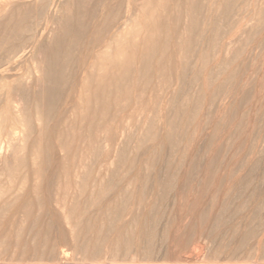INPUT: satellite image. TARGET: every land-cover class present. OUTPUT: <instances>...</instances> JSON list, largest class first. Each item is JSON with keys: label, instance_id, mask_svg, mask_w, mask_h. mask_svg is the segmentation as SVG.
I'll list each match as a JSON object with an SVG mask.
<instances>
[{"label": "bare ground", "instance_id": "1", "mask_svg": "<svg viewBox=\"0 0 264 264\" xmlns=\"http://www.w3.org/2000/svg\"><path fill=\"white\" fill-rule=\"evenodd\" d=\"M13 1L17 2L11 6L8 13L3 16L2 20L0 21V178L5 176L8 180H10V182L5 183V180L2 181L0 179V264H151L152 260L149 259L151 257L148 255V248H150L155 241L158 230L156 229V224L162 217L161 214H165L163 212L164 210L161 213V208L164 205L163 203L166 201V199L169 198L168 196L171 193H174L180 202L183 200L184 202H186L188 201V199L191 202L193 198L191 200L190 197L192 195L194 196V188L200 187L201 185L205 187L204 191L209 188V183H211L210 181L215 180L214 177L216 175V171L219 170L222 164H224L223 159H221L219 162V155L217 157L216 155L209 156V161L206 160L208 162L206 163L205 168L199 166L200 164H198V161L195 162V159L197 158H195V152L192 149V145L190 143L193 142H191V140H194L193 135L199 132L198 127L202 128L204 126H200L198 124L199 114L202 113L200 112L202 103L201 94H203L201 92L202 90H199V93L195 94L196 99L193 101L187 98H184V100L181 101L177 96L182 94V89L179 88V86L181 85L179 82L185 79V73L188 72V70H186L187 61H189V57H191L193 53L196 54L194 55L196 59L194 56L192 57V59H195V63L193 64L196 65L194 66L192 64L194 67L191 71V84L199 81L204 71L203 68L197 66V63L199 62L200 64L204 65L209 64V61L206 60L207 55L210 54L208 51L209 47L207 45L211 46V49L218 46L220 30H222L221 33L226 36L229 35L228 33L232 31L231 29L236 28L234 26H238L237 30H240L239 26L241 25H245L247 27V23L245 22V24H242L243 20L240 18L243 14L242 10L239 9V7L241 8V4L237 8V5H235L236 0H174L176 5H173L171 9L167 5H154L153 0H74L77 3L75 9L70 13H67V10L66 14H64L63 16L60 13L62 17H58L57 14L53 12V8L58 2H62L63 4H65L64 0ZM69 1L67 0L66 2L68 3ZM171 1L172 4H175L173 0ZM254 1L257 2L258 0ZM238 3L242 2L240 1ZM259 4L257 3V6H254L252 9L251 7H243H245V10L249 9L247 11L248 14L251 11L252 14H258L259 16V14L261 15L264 13V7H259ZM8 5L7 8H9ZM174 6L175 8H173ZM234 6L235 8L240 10L239 12L238 10L236 11L238 13H235V10H233ZM68 9L70 8L68 7ZM232 10L235 13L234 15H232ZM260 17L262 18V15L259 16L258 19ZM249 18L254 17H252L251 15V17ZM223 19H227L226 23L228 24H220L218 22L219 20H222L224 23ZM250 21L251 23L248 22L250 23V25H252V22L253 25L256 24L254 23V21ZM53 24H55V26L57 24L58 27L56 26L57 29L55 28L56 30L54 33V37H52V42H50L51 39L49 41L50 43L43 42L42 39L46 36L48 30H50V26H52ZM261 24H256L257 27L255 29L257 30L259 27V32L261 30ZM246 27H240L241 34H243L244 32L245 35H247L246 32L248 27ZM249 27L251 28V26ZM253 27L254 26H252V29ZM207 29L213 31L210 42L207 41L208 44H203L201 49L199 50L197 48L199 51H196L195 46H197L199 41L203 39V36ZM252 34V36H256L254 35V32ZM247 36H251L250 32ZM262 37L264 38L263 35ZM221 39L223 38H220V40ZM228 41L229 42H223L220 45V49L228 51V49H230V47H232L235 43L233 42L234 37L233 41H230V38ZM243 42L244 41H242L241 44H243ZM260 43L261 42H258L257 45L253 46H259ZM261 44L263 45L264 43ZM262 45L259 47H262V49H264V45ZM245 46L247 47V45H244L243 47ZM28 50H32V52L35 53V56L31 59L32 64L36 63V66L31 65V69L33 68L34 70L31 71V69H28L26 73H24L19 79L15 80L17 82V85L15 84V87H11V85L7 84L10 78V72L15 70V68L18 66L19 61L24 58ZM232 50L233 49H231V51ZM224 51L221 52L223 53ZM238 52H240V50ZM238 52L236 54L235 50L234 61L230 59L232 62H235L237 56L242 53V51L239 54ZM227 54L229 55V53ZM250 54H252V52L249 53V55ZM215 57V59H217V56ZM232 57L234 58V56ZM42 62H44V66L41 65ZM228 64V60L222 59L217 64L221 65L217 68V70L216 68H213V64L211 66L212 69H206L204 67L206 69L204 75V77H206L205 80H208L210 78L212 79L215 76L220 77L219 74L224 73L227 74V78L233 77L235 72H232V70L228 68ZM239 64L242 63L238 61L237 65ZM192 65L190 67H192ZM222 65H224V67H222ZM230 65H233V63L229 64V66ZM244 66L246 67V65H243V69L245 68ZM235 67L238 71L237 66ZM235 67L232 68L235 70ZM174 68H176V70ZM175 71L176 74L174 75L173 72L175 73ZM252 73L254 75L255 72ZM34 76L36 77V79L35 81L31 82V78H34ZM240 76L243 77L244 75ZM173 78L177 81L180 80L178 82V87L176 84H174ZM247 78L248 77H246L245 79L247 80ZM245 79L243 78L244 81L242 82L247 83ZM255 79L257 80V78ZM217 81L215 80V82ZM228 81L230 82V80ZM259 81L258 83H260ZM263 83L264 82L262 81V84ZM238 84L240 83L238 82ZM175 85L179 89L175 88ZM221 85L222 87L224 86L222 82ZM151 86H155L152 90V93H155L158 98L156 99V106L154 105L153 109H150L148 107L147 104L149 103V101H147L148 103L145 102L146 105L145 103L144 105H142V102L146 100V98H144V95L147 94L146 92ZM203 86L205 87V85ZM245 86V88H247V85ZM35 87L36 90H32ZM237 87H239V85H237ZM240 87L242 89L244 88L242 84ZM37 88H39V90ZM262 88L259 89L263 90ZM231 89L233 88L231 87ZM213 90L214 91L209 93L214 102V98L217 96L218 92L215 90V88ZM229 91H233V96L236 93H234V91H236L234 89ZM150 94L147 95V98L150 96ZM168 95H172L173 98L168 99ZM186 95L189 96L190 93ZM222 95L224 94L222 93ZM16 96H18L19 99ZM133 96L134 99H138L139 97L140 100H143L140 103V107L129 108V106L121 104V102L125 100L129 103L131 102V99L133 101ZM236 96H234V101L236 100ZM263 96L264 95L262 94V97ZM223 97H225V100L228 99L227 102L231 99L229 97L226 99V96ZM222 99L220 101L225 102V100ZM255 100L257 99L255 98ZM260 100L261 99H259V101ZM162 102H169L172 104L171 108L167 109L171 112L170 115L172 113L174 115V112L176 113L175 116H172L169 119L167 118L165 122L163 120L164 116L162 115L150 116L148 114H145L141 121L136 123L134 126H128L127 124H125L123 117L119 118L120 120L118 121V123L116 122V120L118 119L117 117H119V114L123 111H130L131 117H134L133 114L136 110H142L143 112L152 110L161 111L163 107H158V105ZM222 102H220V104ZM227 102L224 103L225 112L227 110L225 108ZM238 103H240L239 99L237 104ZM262 103H260L261 106ZM251 104L249 106H251ZM141 105L144 107H141ZM234 105L235 103L233 104V106ZM252 106V108H249L250 110L253 109L254 106L257 107L258 105H255L254 103V105ZM261 106L259 105L260 109H262ZM205 108L206 107L204 106V109ZM207 108H209L208 105ZM229 108L231 107L229 106ZM249 109L247 110L250 112ZM209 110L211 111L210 108ZM247 110L244 111L248 112ZM164 111H166V109ZM217 111L220 112V110ZM262 111L264 110L262 109ZM229 112L227 111V113ZM77 113H79V115H77ZM217 113L218 112H216L215 114ZM229 114L231 117L235 116H232L231 112ZM242 114L243 113H241V115ZM255 115L259 116L258 113ZM73 116H76L77 118L71 121ZM208 116L210 115H206V117ZM256 117L253 120H258L259 117ZM240 118H243V115ZM245 118L246 116L244 117V119ZM208 119L209 118H207V120ZM77 120H80V123H78L79 121L77 122ZM52 121L55 122L51 124ZM87 121L89 122L86 123ZM211 121H213V119H211ZM211 121L210 123L212 124L213 122ZM229 121L233 120L229 119ZM251 121L252 120L250 119L248 122L251 123ZM254 122L257 123L256 121ZM254 122H252V124ZM115 123H117V125H115ZM210 123H206L205 126ZM230 123L233 122H229V124ZM238 123L239 124L237 125V127L240 125L239 121ZM241 123V125H243V121ZM36 124L39 131V133L37 132L38 134H36L39 135V137L34 138L32 135V131L35 128ZM217 124L218 122H216L214 125L217 126ZM192 125L197 126L196 129L194 127L197 132H194V129L191 127ZM234 125H236V123ZM77 126H80V128L86 127L88 129V131L83 132L84 135H86L85 138H82L83 140L78 139V142L88 143L89 146H86L87 144H83V147H87V149L84 148L86 152L83 151V153L79 156L80 158L76 156V158H78L77 162L71 163V161L68 160V158L70 157L69 146L71 145L70 128H74ZM216 126L213 127V131L211 130V133H206L208 135L207 139L209 140V143L212 139H214L213 137L215 135L213 134H216ZM191 128L193 129V135L191 134ZM204 128L206 129V127ZM221 128L223 129V127ZM159 129H161V131H159ZM48 130L53 132L61 130V132L59 133V138L58 136L56 138V140L59 141L57 146L51 142V139H49L48 135L46 134V131ZM163 130L164 132H162ZM239 131H241V129ZM219 132L221 131L219 130ZM235 133V131L233 132V134L228 133L229 137L227 138L229 139V141L233 142L232 139L234 138ZM81 135L82 134H80L79 137ZM199 136L200 135H198V137ZM253 137L254 136H252V138ZM135 138L136 140H139L140 147H145L148 151L147 155L144 154L146 155V157H143L142 160L140 158V164L142 165H139L138 162L134 161L136 160L138 153L136 157L131 156V161L126 160V162L124 163V158L127 159V157H125L127 148L125 146H121L117 150L118 145L124 139V142H126L125 144H127V142L131 140L133 141ZM252 138L250 140L253 141V139L255 138ZM148 140L149 145L146 144L148 146L147 147L145 143L148 142ZM158 140L160 141L156 142ZM72 141L75 142V140ZM150 141H153L154 144L150 145ZM43 142L45 144H43ZM3 143L6 144L5 146L7 150L10 151L13 156V158H11V161L9 157L5 158V155L4 157L2 156V151L4 149ZM79 146L77 147L79 148ZM200 146L201 144L197 145L199 151H202L200 150ZM215 146L217 145H214V147ZM57 147L60 151L64 152V154L62 153L63 155L60 157H56ZM164 147H167L168 149H166L167 154L163 158V163L165 164L163 166H161V164L159 167L160 170L158 168L159 171L154 170L153 173L154 168L152 169V167L157 163V161H159V159L156 158V155L162 153ZM212 147L210 146V148ZM228 147L233 146H230L229 144ZM216 148H220V146ZM222 149L224 150V148ZM42 151L46 153L44 154ZM199 151L196 152L200 154ZM203 152L206 153L205 151ZM239 152L241 153L240 148L237 153ZM261 152L263 153V151ZM258 153L259 151L256 153L253 149H251L244 155L248 154L247 156H250V159H252V156H255V154H257L258 156ZM210 154H212L211 150ZM219 154L221 155L222 153ZM133 156H135L134 153ZM201 156L206 158L204 154H202ZM258 157L260 158V156ZM76 158H74L73 161H76ZM27 159L33 160H31L33 162V166H39L38 161H40V163L43 162V164L46 163L47 165V163H52L49 161L56 159L57 170L56 172L55 170H53L56 174L55 176H58L59 178L65 176L67 178H64L65 181H69L68 178L72 177L74 180L73 184H75L76 187L72 186L71 188L66 184L67 181L66 183H62L64 182L62 180L61 184H65L64 187H62L63 185L61 184L59 185L60 182H58L55 183L56 185L58 184L57 187L56 185H54L56 188L55 191H52L55 188L51 189V191L48 189L47 191H49L50 193L48 192V194H41L40 189L42 188L37 182L38 180L35 181L38 184H33L26 188L24 187V185L21 186L13 183V180L15 181V176L17 175L18 177L19 168H21L22 164L25 163ZM226 161L232 160L228 159ZM241 161L242 159L240 160V162ZM135 162L138 163L137 166ZM244 163H248V161ZM225 164H227V162ZM228 165L229 164H227V166ZM49 166L51 167L52 165ZM126 167H129V171L131 170L132 175L129 177H127V175H122L125 172L123 168ZM135 167H137V173L134 172ZM252 167V165L249 166L250 172L252 170ZM255 167L256 166H254L253 169H255ZM27 168L29 167L27 166ZM46 169L48 170V168ZM50 169L51 168H49V170ZM150 170H152L151 173H153L152 184V181L149 182V177L152 176V174L151 176L149 175ZM232 170H234V172ZM232 170H227L226 172L221 171L222 176L224 175L223 173H226L224 176L225 179H223L224 182H222L223 180L221 181L220 179L222 185L220 186L221 182L219 183V185H217L218 182H216L217 186L213 190H222V192L226 196L227 194L231 195L230 189L235 188L236 190L241 189L243 186H245L246 182H248V180H246L247 176L245 175H248L249 172L243 175L240 173V171H235L234 168ZM121 171H123V173H121ZM40 172L42 173V171ZM35 173L38 174V170H36ZM24 174L25 171L23 173V176ZM33 175L35 176L34 173ZM128 175H130V173ZM23 176H21L22 179ZM37 176L38 175H36V177ZM222 176L220 177L222 178ZM59 178L55 179H57V181H61ZM254 179H256V177ZM25 180L26 179L20 181V184L22 182H25ZM216 181H218V179ZM247 185H249V183H247ZM77 188L80 191L78 194H76V192H73L74 190L76 191ZM256 188L258 187H253L254 190ZM186 189H189L190 191H192L193 189V191L189 193L190 197L187 198L185 194H188V190ZM263 189L264 188H262L261 190ZM185 190L186 192H184ZM254 190L252 193H254ZM31 192L34 194H31ZM245 192L242 191V193H240L239 191V194L243 196V193ZM197 194L195 193L196 196ZM260 194L262 195V192ZM209 195V197H212V194ZM199 196L201 198L203 197L202 194H199L197 197L200 198ZM225 196L222 195V197ZM197 197L196 199H198ZM217 197L218 199L220 198L219 195ZM212 198L214 201V197ZM228 198H223L221 200H228ZM234 198L236 200L237 196L235 197L234 195L232 199ZM203 199H201L202 202ZM235 200H232L233 203L235 202ZM197 201L199 202V200ZM190 202H188L189 205L194 203L193 201L191 203ZM201 205L203 206V204ZM179 206H181L182 209V205L180 204ZM225 206L227 209L228 205ZM225 206H223V208ZM191 208L193 209V207ZM223 208L220 209L222 210ZM198 209L199 208L196 209V212ZM254 209L255 213L260 210H256V208ZM179 210L180 208L178 209V211ZM184 210L182 209V211ZM205 210L207 211V209ZM181 216L183 217V215ZM232 216L233 215H230L229 221ZM206 217L209 216L207 215ZM197 218H200L202 220V216L198 215ZM218 218L220 219V216H218ZM187 219L189 218L187 217L186 220ZM162 220L163 219L161 218V221ZM170 220L173 219L171 218ZM220 220H218V222ZM246 221H248V219ZM179 222L180 221H178V223ZM187 222H189V220ZM175 223L173 225L170 223L171 227H173ZM191 223L193 227V222ZM223 223H226L225 220ZM238 223L240 224L241 222ZM254 223L255 225L257 224L256 220L254 221ZM199 224H201L202 226L203 223ZM204 226H206V224H204ZM171 227L170 229L172 230ZM177 227L176 230H178ZM163 230L160 232L165 231L164 235H167L165 234L167 231ZM254 231L255 230L253 226L246 227V229L241 230L237 238L238 240L234 242L235 246L232 250L229 251L228 254L225 255L226 258H222L219 260L215 259L216 262L213 261L214 259H211L212 257L209 259L210 261H207L208 259H204L208 258L206 257L207 255L205 257L200 255L197 248L192 246V252L186 251L185 254H183V257L177 255L178 258L174 259V257L173 259L175 260V263H173L196 264L197 262L202 261V264H264V239L257 238L258 240L257 242H255L256 238L254 237ZM169 232L168 234L170 235ZM179 232L181 237L183 234H181V231H178V234ZM186 232H188V230ZM232 232L234 233V230ZM167 237L169 236H164V238ZM177 237L176 239H178ZM183 237L184 238L180 240V245H178L179 251L180 248H182L181 250L184 251L186 249L185 246L187 244H191V237L187 236V234H185ZM222 240L223 239H221L220 242L221 244H224V242L222 243ZM214 241L215 240H213L212 243L216 242ZM172 242L174 243V241ZM194 244L195 242L192 245ZM145 245L148 246L146 247V254L149 256V258L144 252L143 253L145 255V258H142L140 256L141 249L144 250L143 247H145ZM230 245H228V247ZM159 246H161V244ZM175 247L177 248V246ZM226 247L223 248L227 249ZM244 247H248V249L246 251L243 250V255L241 254L242 258H236L237 255L242 252L241 251L239 253V250ZM252 249H255L257 251H255V253H252ZM259 250H262V254H260ZM219 253H221L220 250ZM221 254H223V252ZM146 256L148 259L146 258ZM234 258L236 259V262L234 261ZM159 260H156L158 261L156 262L157 264H164L163 259L161 260L163 262L160 261L161 263H159ZM204 260L207 262H205Z\"/></svg>", "mask_w": 264, "mask_h": 264}, {"label": "rangeland", "instance_id": "2", "mask_svg": "<svg viewBox=\"0 0 264 264\" xmlns=\"http://www.w3.org/2000/svg\"><path fill=\"white\" fill-rule=\"evenodd\" d=\"M9 1V2H8ZM67 0H64V3L65 4H63L62 2H58L57 4H55V6H54V8H53V12H55V14H57V16L58 17H62L64 14H66V11H67V13H70V12H72L74 9H75V7L77 6V3L74 1H72V0H68L69 2L67 3L66 2ZM169 1H170V3H169ZM174 1V0H173ZM242 2V3H238V2ZM236 0L235 1V5H237L236 7L238 8V6L240 5L241 6V8L239 7V9L240 10H242V16L240 17L243 21H244V23H243V21H242V24H245V22L247 23V27L245 26V25H241V26H239V29L240 30H237V27L238 26H234V27H236L234 30L233 29H231L232 31L230 32V33H228L229 35H223L221 32H222V30H220V35H219V41H218V46H216L215 48H213V49H211L212 47L211 46H209V45H207L209 48H208V51H209V53L210 54H208L207 55V61H209V64L208 65H204V64H200L199 62L197 63V66H200L201 68H203L204 69V71H203V74H202V76H201V78L199 79V81H196V82H194V84L192 83H190V78L192 77V68L196 65V64H193V63H195V59H196V57L194 56V55H196V54H194L193 53V55H191V57H189V61H187V68H186V70H188V72H186L185 73V79L183 80L184 81V83H183V81H177L176 79H174V84H176L177 85V87H178V85H179V83L181 84L180 86H179V88H181L182 89V94H180L179 96H177L178 97V99H180L181 101H183L184 100V98H187V99H190L191 101H193V100H195L196 98H195V94L197 93H199V90L203 93V94H201V111L200 112H202V113H200L199 114V117H198V124L201 126V125H204L202 128L201 127H198V130H199V132H197L195 129L197 128V126H198V124H197V126H195V125H192L191 127L194 129V127H195V129H194V132L196 131L197 133H195V134H197V135H195L194 133H193V129L191 128L190 130H191V134L193 135V139L194 140H191V142L192 143H190L192 146V149L194 150V152H195V158H197V159H195V162H197L198 161V164H200L199 166H201L202 168L204 167H206L205 165H206V163L209 161V156H212V155H216V157L218 156V160H219V162H220V160L221 159H223V162H224V164H222V166L219 168V170H217L216 171V175H215V177H214V179L215 180H213V181H210L211 183H209L210 185H209V188H207L205 191H204V189H205V187L203 186V185H201L200 187H195L194 188V192H193V194H194V196L192 195L191 197H190V195H189V193H191L192 191H193V189H192V191H190L189 189H186V190H188L187 191V193L188 194H185L186 195V198L187 197H190V199L192 200V198H193V204H190L189 205V203L188 202H190V200L188 199V201H186V202H184V200L183 201H179V199L175 196V194L174 193H171L168 197V199H166V201L163 203L164 205L162 206V208H161V213H162V211L165 213H163L164 215H162L161 214V218L163 219L162 221H161V218H160V220H159V222L156 224V229H158L157 230V235H156V237H155V241L153 242V244L151 245V249L150 248H148V250H149V253H148V255L151 257V258H149V256L146 254L147 252V248L146 247H148V246H146L145 245V247H143L144 248V250L143 249H141V257L142 258H145V255H144V253L148 256V258L150 259V260H152L151 261V264H157L156 262H158V261H156V260H159V263H161V262H163L164 264H174L175 263V260L174 259H176V258H178L177 257V255L178 256H180V257H183V254H185V252L187 251H193V247H195V248H197V250L199 251V254L200 255H202V256H206V257H208V258H204V259H208L207 261H210L209 259L211 258V259H214L213 261H215L216 262V260H219V259H222V258H226L225 257V255L226 254H228L229 253V251L230 250H232L233 249V247L235 246V243L234 242H236L238 239V236H239V233L241 232V230H244V229H246V227H251V226H253L254 227V233H255V242H257V240L258 239H260V238H263L264 239V192H263V190H261L262 188H264V177H263V175H264V150H263V148H264V130H263V128H264V111H262V109L264 110V96L262 97V94L264 95V83L262 84V81L264 82V49H262V47H259V46H261L262 44L261 43H264V38L262 37V35L264 36V22H263V20H264V13L263 14H261L262 15V18L260 17L259 19H258V17L259 16H261L260 14H259V16H258V14H252L251 13V11H250V13L248 14L247 13V11L249 10H245L244 8L245 7H251V9L254 7V6H257L256 4L258 3H260L258 6L259 7H261V6H263L264 7V5H262V4H264L263 2H264V0H258L257 2L256 1H254V0ZM253 3H252V2ZM260 1V2H259ZM17 1H13V0H0V16H2V17H0L1 19H0V21L2 20V18H3V16H5L7 13H8V11L10 10V8H11V6L14 4V3H16ZM165 2V3H164ZM255 2H256V4H255ZM75 3V4H74ZM174 3H175V1H174ZM250 4V5H248V4ZM9 4V5H8ZM71 4V5H70ZM74 4V5H73ZM153 4L154 5H159V4H161L162 6L163 5H167L169 8H171L172 9V6L173 5H176V3L175 4H172V1L171 0H153ZM7 5H8V7L9 8H7ZM63 5V6H62ZM65 5V6H64ZM243 6H245V7H243ZM68 7L70 8V9H68ZM173 8H175V6L173 7ZM237 8H235V6H234V9L233 10H235V13H238L240 10H238ZM244 9V10H243ZM69 10H71V11H69ZM233 10H232V12H233ZM238 10V12H236ZM6 11V12H5ZM58 11H60V12H58ZM64 11H65V13H64ZM243 11H245V12H243ZM5 12V13H4ZM62 14V16H61V14ZM234 12L232 13V15H234L235 14ZM246 14V15H245ZM252 15V17H254V18H249V17H251V15ZM249 15V16H248ZM254 15H256V16H254ZM256 18H257V20H256ZM224 20V19H223ZM226 20L227 19H225L224 20V23H223V21L222 20H219L218 22L220 23V24H228V23H226ZM250 20H252V21H254V20H256V21H254V23H256V24H261L262 22V24H261V30H260V32H259V27H258V32H257V30L255 29L256 27H257V25L256 24H254L253 25V22H252V25H250V23H251V21ZM262 22H261V21ZM248 22H250V23H248ZM54 25V26H53ZM52 26H50V30H48V32H47V34H46V36L42 39L43 40V42H47V43H50V42H52V40H53V38L52 37H54V33H55V30L57 29L56 28V26L58 27V25L56 24V26H55V24H53ZM251 26V28L249 27V26ZM246 27L247 28V32H246V34L248 35L249 34V32H250V34H251V36H247V35H245V33L243 32V34L245 35H243V34H241L240 32H241V28L240 27ZM252 26H254L253 27V29H252ZM260 26V25H259ZM263 26V27H262ZM56 28V29H55ZM262 28H263V31H262ZM243 29V28H242ZM251 30V31H250ZM210 29L208 30H206V32H205V34H204V36H203V39H201V41H199V43H198V45H199V47H198V45L197 46H195V50L196 51H199L200 49H201V47H202V45L203 44H208V42H210V39H211V36L213 35V31H210ZM237 31V32H236ZM52 32V33H51ZM239 32V33H238ZM254 32V35H256V36H252L253 33ZM51 33V34H50ZM207 34V35H206ZM234 34H237V35H234ZM50 35H52V36H50ZM259 35V36H258ZM261 35V36H260ZM210 36V37H209ZM234 37V41H233V37ZM240 36V37H239ZM208 37V38H207ZM220 38H223V39H221L220 40ZM225 38H227V39H225ZM229 38H230V41L232 40L233 42H235L234 44H233V46L232 47H230V49H228V51H224V50H222V49H220V45L223 43V42H229L228 40H229ZM232 38V39H231ZM241 38V39H240ZM252 40H251V39ZM262 38V39H261ZM50 39H51V41H50ZM260 41H259V40ZM239 40V41H238ZM244 41L243 42V44H241V42L242 41ZM50 41V42H49ZM208 41V42H207ZM237 41V42H236ZM257 41V42H256ZM205 42H207V43H205ZM239 42V43H238ZM258 42H261L260 44H259V46H253V45H257L258 44ZM240 44V45H237V44ZM244 45H247V47L245 46V47H243ZM250 45V46H249ZM264 45V44H263ZM262 45V46H263ZM249 46V47H248ZM211 47V48H210ZM236 49H235V48ZM264 47V46H263ZM199 50H198V49ZM239 48V49H238ZM251 48V49H250ZM259 48V49H258ZM231 49H233L232 51H231ZM241 49H243V50H241ZM249 49V50H248ZM235 50H236V54H237V52L240 50V52L242 51V53H240V52H238V56H237V58H236V60H235V62H232L231 60H233L234 61V59H235V54H234V52H235ZM238 50V51H237ZM245 50V51H244ZM220 51V52H219ZM221 51H224L223 53L221 52ZM217 54H216V53ZM229 53V55L227 54V53ZM231 52V53H230ZM252 52V54H253V56H252V54H250L249 55V53H251ZM30 53V54H29ZM221 53H222V55H221ZM233 53V54H232ZM27 54H29V55H27ZM214 54V55H213ZM219 54V55H218ZM224 54V55H223ZM230 54H231V56H230ZM248 54V55H247ZM257 54H258V56H257ZM241 55V56H240ZM257 57H256V56ZM27 56V57H26ZM35 56V53H33L32 52V50H28L27 51V53H26V55L24 56V58L23 59H21L20 61H19V63H18V66L15 68V70H13V71H11L10 72V78H9V80H8V82H7V84H9V85H11V87H15L16 85H17V82L15 81L16 79H19L24 73H26V71L28 70V69H31V65H33V66H36V63L34 64H32V59L31 58H33ZM195 57V59H194V61H193V59H192V57ZM215 56H217V59H215L216 57ZM221 56V57H220ZM225 56V57H224ZM232 56H234V58L232 57ZM240 56V57H239ZM252 58H251V57ZM248 57H250V58H248ZM256 57V58H255ZM211 58H212V60H211ZM239 58V59H238ZM243 58H245V59H243ZM255 58V59H254ZM25 59V60H24ZM192 61H191V60ZM222 59H226V60H228L229 61V64H232L233 63V65H230L229 66V64H228V68L229 69H231L232 70V72H235V74H234V76L233 77H231V78H227V74L226 73H224V74H219L220 75V77L219 76H215L214 78H210V79H208V80H205V78L206 77H204V75H205V72H206V69L207 68H209V69H212V64H213V68H216V70H217V68L219 67V66H221V65H217L218 64V62L220 61V60H222ZM231 59V60H230ZM238 59V60H237ZM249 59V60H248ZM26 60H28V61H26ZM31 60V61H30ZM248 60V61H247ZM251 60V61H250ZM254 62H253V61ZM230 61H231V63H230ZM238 61L240 62V63H242V64H239V65H237L238 64ZM211 62V63H210ZM191 63V64H190ZM236 63V64H235ZM194 66H193V65ZM234 64H235V66H237V68H238V71H237V69H236V67L234 66ZM249 64V65H248ZM42 66H44V62H42V64H41ZM192 65V67H190ZM241 65V66H240ZM243 65H246V69L244 68L243 69ZM253 65V66H252ZM262 65V66H261ZM189 67V68H188ZM206 69H205V68ZM222 67H224V65H222ZM235 67V70L233 69V68ZM239 68H240V70H239ZM256 68V69H255ZM175 70H176V68H174ZM32 70H34L33 68L31 69V71ZM238 72H239V74H238ZM252 72H255L254 73V75H253V73ZM246 73H247V75H246ZM12 74V75H11ZM173 74L175 75L176 74V71H175V73L173 72ZM187 74V75H186ZM189 74V75H188ZM37 75H38V73H37ZM240 75H244L243 77H241ZM239 76H240V78H239ZM246 77H248L247 78V80L245 79ZM38 78V77H37ZM216 78H218V79H216ZM227 78V79H226ZM241 78H242V80H241ZM243 78L245 79V81L247 82V83H245V82H242V81H244L243 80ZM255 78H257V80L255 79ZM35 79H36V77L34 76V78H31V82L32 81H35ZM222 79H224V80H222ZM215 80L217 81V82H215ZM220 80V81H219ZM228 80H230V82L228 81ZM238 80V81H237ZM259 80H261V81H259ZM229 82V84H228V82ZM254 81H256V82H254ZM258 81L260 82V83H258ZM179 82V83H178ZM210 82H214L213 84L212 83H210ZM221 82L223 83V87H222V85H221ZM233 82V83H232ZM235 82V83H234ZM238 82L240 83V84H238ZM217 83V84H216ZM220 85H219V84ZM231 83V84H230ZM236 83H237V85H239V87H237V85H236ZM243 83H245V84H243ZM16 84V85H15ZM211 84V85H210ZM227 84V85H226ZM235 84V85H234ZM241 84H242V86L244 87L243 89L240 87L241 86ZM258 84H261V85H258ZM176 85L174 86L175 88H177L176 87ZM202 85V86H201ZM203 85H205V87L203 86ZM230 85H232V86H230ZM245 85H247V88H245L246 86ZM182 86V87H181ZM225 86H226V88H225ZM228 86V87H227ZM229 86H230V88H229ZM235 86V87H234ZM152 87V88H151ZM151 87H149L150 88V91H149V88H148V90H147V94L146 95H144L145 97L144 98H146V100H140V98L138 97V99H134V96H133V101H132V99L130 100L131 102L129 103V102H126V100L125 101H122L121 102V104H124V105H126V106H129V108H133V107H140V103L142 102V105H144V103L145 102H147V101H149V103L147 104L148 105V107L150 108V109H153V107H154V105L156 104V99H158L157 98V96L155 95V93H152V90L154 89V87L155 86H151ZM207 87V88H206ZM221 89H220V88ZM231 87L234 89V90H236V91H234V96H239V97H237L236 96V100L234 101V99H235V97L233 96V91H229V90H233V89H231ZM263 87V88H262ZM179 88H177V89H179ZM215 88V90L218 92L217 93V96L214 98V102H213V100H212V97H210V93L209 92H212V91H214L213 89ZM225 88V89H224ZM228 88V89H227ZM259 88H262L263 90H260ZM38 90H39V88H37ZM248 89V90H247ZM32 90H36V87L35 88H33ZM241 90V91H240ZM246 90V91H245ZM256 90V91H255ZM186 92V94H188V93H190V95L189 96H187L186 94H185V92ZM194 91V92H193ZM206 91V92H205ZM193 92V93H192ZM221 94H220V93ZM245 92V93H244ZM251 92H252V94H251ZM258 92V93H257ZM150 93H152V94H150ZM222 93L224 94V95H222ZM247 93V94H246ZM150 94V96L147 98V95H149ZM226 94V95H225ZM244 94V95H243ZM256 94V95H255ZM259 94V95H258ZM192 95H194V96H192ZM243 95V96H242ZM171 96V97H170ZM223 96H226V99L229 97V98H231L232 99V101H231V99L227 102V100H225L224 98L225 97H223ZM240 96H241V98H240ZM249 96V97H248ZM254 96H256V97H254ZM18 99H19V97L18 96H16ZM168 99H172L173 98V96L172 95H168ZM183 97V98H182ZM243 97V98H242ZM254 97V98H253ZM143 98V97H142ZM150 98V99H149ZM194 98V99H193ZM223 98V99H222ZM255 98L258 100H255ZM149 99V100H148ZM204 99V100H203ZM225 100V102H227V105L225 106V108L227 109L226 110V112L224 111V103L222 102V101H220V100ZM238 99H239V101H240V103H238L237 104V102H238ZM251 99V100H250ZM259 99H261L260 101H259ZM137 100V101H136ZM139 101V102H138ZM167 101V100H166ZM165 101V102H166ZM222 102L221 104H220V102ZM230 101H231V103H230ZM242 101V102H241ZM257 101V102H256ZM136 104H135V103ZM165 102H162L161 104H159L158 105V107H163L162 108V113H161V111H158V110H152V111H148V112H143L142 110H136L135 112H134V114H133V116L134 117H131V112L130 111H123V112H121L120 114H119V117H117L116 119V122L118 123V121L120 120L119 118H121V117H123L124 118V123L125 124H127L128 126H130V125H132V126H134L136 123H138L139 121H141V119L144 117V115L145 114H148V115H150V116H154V115H162V116H164V118H163V120H164V122H165V120H167V118L169 119L170 117H172V116H175L176 115V113L174 112V115H173V113L170 115V111H168L167 109L169 108H171V103H169V102H167V103H165ZM262 103V106H261V104L260 103ZM127 103V104H126ZM208 103H210V104H208ZM235 103V105L233 106V104ZM249 103V104H248ZM251 103H253V104H251ZM254 103H255V105H258L257 107L256 106H254V108L253 109H249V108H252L253 106L252 105H254ZM165 106H164V105ZM251 104V106H249ZM135 105H138V106H135ZM141 105V107H144V106H142ZM145 105H146V103H145ZM207 105L209 106V108L211 109V111L209 110V108H207ZM221 105V106H220ZM231 107V108H229V106ZM238 105V106H237ZM247 107H246V106ZM259 105L261 106V108L262 109H260V107H259ZM156 106V105H155ZM168 106V107H167ZM204 106L207 108V110H206V108L204 109ZM211 106V107H210ZM214 106V107H213ZM217 106V107H216ZM223 106V107H222ZM244 106H245V109H244ZM157 107V108H158ZM167 107V108H166ZM233 107V108H232ZM203 108V109H202ZM218 108V109H217ZM243 108V109H242ZM249 109L250 110V112L247 110V109ZM166 109V111H164ZM229 109V110H228ZM238 110V111H236V110ZM257 109V110H256ZM217 110H220V112L219 111H217ZM244 110H247L248 112H246V111H244ZM256 110V111H255ZM214 111H216V112H218L217 114H215L216 112H214ZM227 111L229 112H231V115L233 116V115H235V116H233V117H231L230 116V112L229 113H227ZM258 111V112H257ZM125 112H127V113H125ZM129 112V113H128ZM166 112V113H165ZM225 112V113H224ZM233 112V113H232ZM235 112V113H234ZM238 112V113H237ZM253 112H254V114H253ZM144 113V114H143ZM150 113V114H149ZM156 113V114H155ZM164 113V114H163ZM223 113V114H222ZM236 113H237V115H236ZM241 113H243L242 115H243V118H240V117H242V115H241ZM258 113V115L259 116H257V115H255V114H257ZM262 113V114H261ZM122 114V115H121ZM166 114H167V116H166ZM205 114V115H204ZM210 115V116H208V117H206V115ZM261 114V115H260ZM77 115H79V113H77ZM202 115H204V116H202ZM217 115V116H216ZM169 116V117H168ZM246 116V118L244 119V117ZM257 116V117H256ZM205 117H206V119H205ZM213 117V118H212ZM236 117V118H235ZM255 117L256 118H258V120H253V119H255ZM77 117L76 116H73L72 117V119H71V121H73V120H75ZM207 118H211V119H213V121H211V119H210V121L211 122H213L212 124L210 123V121H209V119L207 120ZM216 118V119H215ZM217 118H218V120H217ZM224 118V119H223ZM231 119V120H233V121H229V119ZM248 118H250L252 121H251V123L250 122H248L250 119H248ZM200 119V120H199ZM204 119V120H203ZM226 119H228V120H226ZM202 120V121H201ZM226 120V121H225ZM237 120V121H236ZM246 120V121H245ZM79 121V122H78ZM228 121V122H227ZM238 121L240 122V125L237 127V125L239 124L238 123ZM243 121V125H241L242 122ZM254 121H256L257 123H255ZM55 121H52V123L51 124H53ZM77 122L78 123H80V120H77ZM84 122V121H83ZM89 121H87L86 123H88ZM216 122H218V124H217V126L216 125H214ZM220 122V123H219ZM227 124H226V123ZM229 122H233V123H230L229 124ZM252 122H254L253 124H252ZM117 123H115V125H117ZM206 123H210V124H208L207 126H205L206 125ZM236 123V125H234ZM221 124V125H220ZM224 124V125H223ZM249 124V125H248ZM213 125V126H212ZM234 125V126H233ZM209 126V127H208ZM214 126H216V134H213V135H215L213 138L215 139H212L211 141H210V143L208 142L209 140L207 139V134H209V133H211L212 131H213V127ZM230 126H231V128H230ZM204 127H206V129L208 130H206ZM221 127H223V129H224V131H223V129L221 128ZM225 127V128H224ZM227 127V128H226ZM261 128V129H260ZM83 131H82V130ZM221 131V132H219V130ZM241 129V131H242V133H241V131H239ZM258 129V130H257ZM70 130H71V141H70V146H69V150H70V157L68 158V160L69 161H71V163H75V162H77L78 161V158H80L79 156L83 153V151L84 152H86V150L85 149H87V147L86 146H89V144L88 143H83V142H78V139H80V140H83L82 138H85V136L86 135H84V133L83 132H86V131H88V129L86 128V127H83V128H80V126H77V127H74V128H70ZM212 130V131H211ZM36 131V132H35ZM159 131H161V129H159ZM158 131V132H159ZM236 132L235 134H234V138L232 139L233 140V142H231V141H229V139L227 138V137H229V134L230 133H232L233 134V132ZM253 133H252V132ZM25 132H27V131H25ZM39 133V131H38V129H37V124L35 125V128L33 129V131H32V135H33V137L34 138H37V137H39V135H37L38 133ZM61 132V130H57V131H46V134L48 135V137H49V139H51V142L53 143V144H55L56 146L58 145V140H56V138H57V136H58V138H59V133ZM162 132H164V130L162 131ZM204 134H206V135H204ZM209 132V133H208ZM225 132V133H224ZM37 133V134H36ZM72 133H73V136H72ZM76 133V134H75ZM159 133H161V132H159ZM229 133V134H228ZM26 134V133H25ZM75 134V135H74ZM80 134H82L80 137H79V135ZM145 134H146V132H145ZM162 134V133H161ZM204 136H203V135ZM219 134H221V135H219ZM252 134H254V135H252ZM52 135V136H51ZM54 135V136H53ZM198 135H200L199 137H198ZM248 135H249V137H248ZM252 136H254L253 138H255V139H253L252 138ZM259 136V137H258ZM263 136V137H262ZM74 137V138H73ZM79 137V138H78ZM232 137V136H231ZM240 137V138H239ZM227 138V139H226ZM253 139V141L252 140H250V139ZM243 139V140H242ZM262 141H261V140ZM56 140V141H55ZM72 140H75V142H73ZM136 138L132 141H129V142H127V144H125L126 142H124L125 141V139L122 141V142H124V143H120L119 145H118V148H117V150L122 146V147H126L127 148V152L125 153L126 154V156L125 157H127V159L126 158H124L125 160L123 161L124 163L126 162V160L127 161H129L130 159L132 160V158H131V156L132 157H136L137 156V153H138V156L136 157V160H134V161H136V162H138L139 163V165H142V164H140L141 162V160L143 159V157H146V155H147V150H146V148L145 147H143V148H141L140 147V142H139V140L137 139L136 141ZM197 140V141H196ZM205 140V141H204ZM260 140V141H259ZM160 140H158V141H156V142H159ZM203 141H204V143H203ZM214 141H216V142H214ZM224 141V142H223ZM257 141V142H256ZM45 142V141H44ZM43 142V144H45ZM77 142H78V144H77ZM138 142V143H137ZM153 141H150V145H153L154 144V142L152 143ZM242 142V143H241ZM80 143H82V144H80ZM132 143V144H131ZM152 143V144H151ZM208 143V144H207ZM216 143V144H215ZM258 145H256V144ZM79 144H80V146H79ZM86 145L85 147H83L84 145ZM125 144V145H124ZM149 145V140H148V142H146L145 143V145ZM200 145L201 144V146H200V150H202V151H199V149H198V147H197V145ZM213 144V145H212ZM229 144H230V146H233V147H228L229 146ZM3 145H4V149H3V151H2V156L4 157V155H5V158L7 157H9V159H10V161L12 160L11 158H13V156H12V154H11V152L10 151H8L7 150V148H6V144L5 143H3ZM73 145H75V146H73ZM83 145V146H82ZM133 145V146H132ZM146 145V146H147ZM214 145H217V146H215L214 147ZM228 145V146H227ZM77 146H79V148L77 147ZM137 146V147H136ZM210 146L212 147V148H210ZM220 146V148H216V147H219ZM83 147V148H82ZM148 147V146H147ZM168 147V146H167ZM167 147H164V150H163V152L162 153H159V154H157L156 155V158H158L159 159V161H157V165L155 164V162H154V164L156 165H154L153 167H152V169H153V173H154V170L155 171H159L160 170V165L161 166H163L165 163H163V161H164V157L166 156V152H167ZM209 147V148H208ZM77 148V149H76ZM85 148V149H84ZM137 148H140V149H137ZM203 148H204V150H203ZM207 148V149H206ZM222 148H224V150L222 149ZM239 148H240V151H241V153L239 152V153H237V151H239ZM82 149H84V150H82ZM128 149H130V150H128ZM132 149H133V151H132ZM167 149V150H166ZM198 149V150H197ZM216 152H214L213 150ZM251 149H253L256 153L259 151V153H258V156H260V158L257 156V154H255V156H252V159H250V156H247L248 154H246V155H244L245 153H247L249 150H251ZM6 150V151H5ZM71 150H72V152H71ZM210 150H211V153L212 154H210ZM222 150V151H221ZM226 150V151H225ZM246 150V151H245ZM248 150V151H247ZM131 151V152H130ZM196 151H199V153L200 154H198V152H196ZM203 151H205L206 153H204ZM219 151V152H218ZM261 151H263V153L261 152ZM8 154H7V153ZM10 152V153H9ZM44 154L46 153V152H44V151H42ZM215 154H214V153ZM230 152V153H229ZM260 152H261V154H260ZM64 154V152H62V151H60L59 149H58V147H57V150H56V154H57V156L56 157H60V156H62L63 154ZM132 153V154H131ZM133 153H134V155L135 156H133ZM219 153H222L221 155L219 154ZM236 153V154H235ZM60 154V155H59ZM75 154V155H74ZM116 154V153H115ZM144 154H146V155H144ZM164 154V155H163ZM197 154V155H196ZM202 154H204V156H206V158H204V157H202L201 155ZM210 154V155H209ZM226 154V155H225ZM234 154V155H233ZM260 154V155H259ZM114 155V154H113ZM129 155V156H128ZM149 155V154H148ZM224 155V156H223ZM76 156L78 157V158H76ZM207 156H208V159H207ZM243 156H245V157H243ZM247 156V157H246ZM263 156V157H262ZM128 157H129V159H128ZM256 159H255V158ZM74 158H76L75 160L76 161H73L74 160ZM140 158H141V160H140ZM201 158V159H200ZM239 158H240V160L242 159V161L240 162V160H239ZM254 158V159H253ZM71 159V160H70ZM157 159V160H158ZM232 160V161H226V160ZM237 159V160H236ZM245 161H244V160ZM263 159V160H262ZM32 159H27V161L25 162V163H23L22 164V166H21V168H19V172H18V177H17V175L15 176V181L13 180V183H15V184H17V185H21V186H23L24 185V187L26 188V187H29V186H31V185H33V184H38L39 183V185H40V187L42 188V189H40L39 191H40V193L41 194H48V192L49 191H47L48 189L51 191V189H53V188H55V186L54 185H56L55 183H58V182H60L59 183V185L61 184V182H62V180L64 181V182H62V183H66V181H65V179L64 178H66L65 176L64 177H61V178H59L58 176H55L56 174H55V172H56V168H57V163H56V159H53V160H51V161H49V162H52V163H47V165H46V163L45 164H43V162H41L40 163V161H38V165L39 166H33V160L31 161ZM58 160V159H57ZM130 160V161H131ZM137 160H139V161H137ZM206 160H208V161H206ZM225 160V161H224ZM55 161V162H54ZM199 161H200V163H199ZM236 161H238V162H236ZM248 161V163H244V162H247ZM30 162H31V164H30ZM135 162V163H136ZM204 162V163H203ZM227 162V164H229L228 166H227V164H225ZM228 162H230V163H228ZM240 162V163H239ZM263 162V163H262ZM55 163V164H54ZM69 163V162H68ZM138 163H136V166H137V164ZM203 163V164H202ZM240 165H239V164ZM262 163V164H261ZM52 165L51 167L49 166V165ZM56 165V166H54V165ZM70 164V163H69ZM130 164V163H129ZM242 164H244V165H242ZM247 164V165H246ZM256 164V165H255ZM241 165H242V167H243V169H242V167H241ZM246 165V166H245ZM256 166L255 167V169H253V167H252V170H251V172H250V170H249V166ZM27 166L29 167V168H27ZM46 166V167H45ZM49 166V167H48ZM227 166V167H226ZM232 166V167H231ZM42 167V168H41ZM223 167V168H222ZM36 168H38V169H36ZM43 168H45V169H43ZM46 168H48V170L46 169ZM49 168H51L50 170H49ZM55 168V169H54ZM127 168V167H126ZM126 168H123V170L125 171L124 173H123V171H121V173H123L122 175H127V177H129V176H131L132 174H131V170L129 171L128 170V168L126 169ZM158 168H159V170H158ZM235 169V171H240V173L241 174H243V175H245V174H247L248 172V175H245V176H247V178H246V180H248V182H246V184H245V186H243L241 189H236L235 190V188L234 189H230V193H231V195L230 194H227L226 196H225V194L222 192V190H213L217 185H219V183L223 180V179H225L224 178V176H225V174L226 173H223L224 175L222 176L221 174H222V172H226L227 170H232V169ZM245 168V169H244ZM23 169V170H22ZM29 169V170H28ZM34 169H35V171L36 170H38V174H36L35 173V171H34ZM40 169V170H39ZM42 169V170H41ZM136 169H137V167H135V173H137V171H136ZM201 169V168H200ZM216 169H218V168H216ZM250 169H251V167H250ZM22 170V171H21ZM43 170H44V172H43ZM53 170H55V172L53 171ZM225 170V171H224ZM255 170V171H254ZM259 170V171H258ZM24 171H25V174H24V176H23V173H24ZM34 171V172H33ZM40 171H42V173L40 172ZM127 171V172H126ZM128 171H129V173H130V175H128L129 173H128ZM222 171V172H221ZM233 172H234V170H232ZM246 171V172H245ZM22 172V173H21ZM143 172V171H142ZM152 172V170H150L149 171V175L151 176V174H152V176L151 177H149V182H151V184L153 183V173H151ZM244 172V173H243ZM33 173L35 174V176L33 175ZM43 173H45V174H43ZM133 173V172H132ZM134 173V174H135ZM251 173V174H250ZM29 174V175H28ZM53 174H54V176H53ZM250 174V175H249ZM263 174V175H262ZM33 175V176H32ZM36 175H38L37 177L39 178H37L36 177ZM42 175V176H41ZM261 175V176H260ZM21 176H23V179H22V177ZM54 177V179H53V177ZM220 176H222V178L220 177ZM36 179H35V178ZM51 177V178H50ZM218 177V178H217ZM233 177H234V175H233ZM235 177H236V175H235ZM256 177V179H254ZM55 178H59L61 181H57V179H55ZM151 178V179H150ZM263 178V179H262ZM2 181L3 180H5L4 182L5 183H8V182H10V180H8L5 176H3L2 178H0ZM17 179V180H16ZM24 179H26L25 180V182H22V183H24V184H20V181H23ZM42 181H41V180ZM58 179V180H59ZM67 179V178H66ZM69 179V181H67V185L69 186V187H71L72 188V186L73 187H76L75 186V184H73L74 183V180H73V178L71 177V178H68ZM218 179V181H216ZM220 179H221V181H220ZM38 180V181H37ZM52 180V181H51ZM259 182H258V181ZM35 181H37V182H35ZM253 181H254V183H253ZM35 182V183H34ZM216 182H218L217 183V185H216ZM222 182H224V180L222 181ZM222 182H221V184H220V186L222 185ZM26 183V184H25ZM41 183V184H40ZM48 183V184H47ZM54 183V184H53ZM89 183V182H88ZM213 183V184H212ZM214 183H215V185H214ZM247 183H249V185H247ZM260 183H263V184H260ZM52 184H53V186H52ZM150 184V185H151ZM179 184H181V183H179ZM48 187H47V186ZM50 185V186H49ZM61 185H63L62 187H64L65 186V184H61ZM149 185V184H148ZM256 185V186H255ZM58 186V184L56 185V187ZM67 186V187H68ZM89 186V185H88ZM152 186V185H151ZM248 186H250V187H248ZM253 187H258V188H256L255 190L253 189ZM262 187V188H261ZM43 189H45V190H43ZM244 189V190H243ZM258 189V190H257ZM56 190V188L54 189V190H52V191H55ZM78 188L76 189V191L74 190L73 192H76V194H78L80 191L78 190ZM186 190L184 191V192H186ZM211 190V191H210ZM250 190H252V191H250ZM253 190H254V193H252L253 192ZM261 190V191H260ZM42 191H43V193H42ZM208 191V192H207ZM239 191H240V193H242V191L243 192H245V193H243V196L241 195V194H239ZM251 193H250V192ZM213 192V193H212ZM216 192H217V194L220 196V198L218 199V195L216 194ZM262 192V195L260 194ZM50 193V192H49ZM52 193V192H51ZM195 193L197 194V193H199V194H202V198L200 197V198H198L197 196L199 195V194H197V196L195 195ZM233 193H234V195H235V197L237 196V199L235 200V198L234 199H232L233 197H234V195H233ZM31 194H34V193H32L31 192ZM81 194V193H80ZM209 194H212L211 196L212 197H214V201H213V198L212 197H209L210 195ZM221 194V195H220ZM247 194V195H246ZM222 195H224L225 197H222ZM229 195V196H228ZM232 195H233V197H232ZM241 195V196H240ZM204 196H205V198H204ZM246 196H248V197H246ZM251 196V197H250ZM175 197V198H174ZM195 197V198H194ZM196 197L198 198V199H196ZM209 197V198H208ZM229 197V198H228ZM232 197V198H231ZM243 197H244V200H243ZM246 197V198H245ZM172 198V199H171ZM174 198V199H173ZM204 198V199H203ZM212 198V199H211ZM223 198H228V200L227 199H225V200H221V199H223ZM239 198H241V199H239ZM249 198V199H248ZM257 198V199H256ZM184 199V198H183ZM201 199H203V202H202V200ZM217 199H218V201H217ZM235 200V202L233 203V201L232 200ZM245 199H246V201H245ZM197 200H199V202L201 203V204H203V206L197 201ZM201 200V201H200ZM212 200V201H211ZM249 200V201H248ZM256 200V201H255ZM176 201V202H175ZM191 201V202H192ZM231 203H230V202ZM258 201V202H257ZM190 202V203H191ZM204 202H205V204H204ZM216 202V203H215ZM227 202V203H226ZM239 202V203H238ZM246 202V203H245ZM251 202H252V204H251ZM230 203V204H229ZM245 203V204H244ZM248 203V204H247ZM262 203V204H261ZM182 205V209L184 210V211H182V209H181V206H179V205ZM196 204V205H195ZM228 205L227 206V209H226V206L225 205ZM255 204V205H254ZM257 204V205H256ZM260 204V205H259ZM174 205H175V207H174ZM189 205V206H188ZM193 205H195L196 206V208H195V206H193ZM217 207H216V206ZM246 205V206H245ZM253 205V206H252ZM168 207V209H167V207ZM177 206H179V207H177ZM206 206H209V207H206ZM223 206H225L224 208H223ZM241 206V207H240ZM245 206V207H244ZM250 206V207H249ZM256 206V207H255ZM185 207V208H184ZM191 207H193V209H194V211H193V209L191 208ZM204 207H206V208H204ZM211 207V208H210ZM239 207V208H238ZM248 207V208H247ZM259 207V208H258ZM176 208V209H175ZM180 208V210L178 211V209ZM197 208H199L198 210H197V212H196V209ZM203 208H204V210H203ZM220 208H223L222 210L220 209ZM242 208V209H241ZM254 208H256V210H259L260 211V213H259V211L258 212H256L255 213V209ZM166 209V210H165ZM190 209V210H189ZM205 209H207V211L205 210ZM209 209H211V210H209ZM230 209V210H229ZM240 209V210H239ZM172 210V211H171ZM177 210V211H176ZM189 210V211H188ZM252 210H253V213H252ZM181 211V212H180ZM186 211H188V212H186ZM201 211V212H200ZM203 211V212H202ZM242 211V212H241ZM244 211V212H243ZM181 214H180V213ZM190 212V213H189ZM199 212V213H198ZM206 212V213H205ZM215 214H214V213ZM238 214H236V213ZM177 213V214H176ZM194 213H196V214H194ZM198 213V214H197ZM208 213H210V214H208ZM221 213V214H220ZM233 213V214H232ZM251 213V214H250ZM180 214V215H179ZM186 216H185V215ZM207 216H209V217H206L205 215ZM212 214V215H211ZM218 214V215H217ZM181 215H183V217L181 216ZM198 215L199 216H202V220L200 219V218H197L198 217ZM215 215V216H214ZM224 215V216H223ZM229 217H228V216ZM230 215H233L232 217H231V219H230V221H229V218H230ZM251 216V217H249V216ZM254 215V216H253ZM169 216V217H168ZM182 218H181V217ZM215 218H214V217ZM218 216H220V219L218 218ZM254 217V220H253V217ZM179 217V218H178ZM189 218V219H187L186 220V218ZM216 217H217V219L218 220H220L219 222H218V220L216 219ZM247 217V218H246ZM173 219V220H170V219ZM175 218V219H174ZM184 218V219H183ZM207 218H209V219H207ZM224 218V219H223ZM227 218V219H226ZM252 218V219H251ZM181 219H182V221H181ZM248 219V221H246ZM259 219H260V221H259ZM262 219V220H261ZM167 220H168V222H167ZM170 220V221H169ZM189 220V222H187ZM191 220V221H190ZM224 220H225V224L223 223L224 222ZM256 220V225H255V223H254V221ZM172 221V222H171ZM178 221H180L179 223H178ZM184 221H186V222H184ZM223 221V222H222ZM263 221V222H262ZM163 222H166V223H163ZM176 222V223H175ZM183 222V223H182ZM191 222H193V227H192V223ZM198 222V223H197ZM208 222H209V224H208ZM238 222H241L240 224L242 225H240ZM247 222H249V223H247ZM250 222H252V223H250ZM173 225L174 223H175V225L174 226H178L177 227V229L178 230H176V227H171V224ZM180 223H182V224H180ZM199 223H203L202 224V226H201V224H199ZM236 223H238V224H236ZM253 223H254V225H253ZM165 224H166V226H165ZM168 224V225H167ZM204 224H206V226H204ZM169 225H170V227L172 228V230L170 229V227H169ZM184 225H186V226H184ZM189 225V226H188ZM234 227H233V226ZM235 225H236V227H235ZM258 225H259V227H258ZM179 226H180V228H179ZM185 227H186V230H185ZM189 227H191V228H189ZM215 227V228H214ZM258 229V231H257V229ZM183 228V229H182ZM197 228V229H196ZM233 228V229H232ZM260 228V229H259ZM166 230L167 232L165 233V234H167L169 237H167V238H164V236L166 237L167 235H164V230ZM180 229V230H179ZM210 229V230H209ZM221 229V230H220ZM227 229V230H226ZM236 229V230H235ZM164 231V232H160V231ZM169 230H170V232H169ZM175 230H176V232H175ZM183 230V231H182ZM185 230V231H184ZM188 230V232H186ZM234 230V233L232 232ZM238 230V231H237ZM240 230V231H239ZM178 231H181V234H183L181 237H180V232H179V234H178ZM229 231V232H228ZM236 231V232H235ZM168 232L170 233V235L168 234ZM203 232V233H202ZM215 232H216V234H215ZM219 232V233H218ZM224 232V233H223ZM231 232V233H230ZM173 233V234H172ZM175 233V234H174ZM189 233H191V234H189ZM197 233V234H196ZM206 233V234H205ZM211 235H210V234ZM236 233H237V235H236ZM163 234V235H162ZM185 234H187V236H189V237H191V244H187L186 246H185V250H184V247H183V250L184 251H182L181 249L182 248H180V251H179V247H178V245H180V243H181V239H183L184 237V235ZM213 234V235H212ZM222 234V235H221ZM227 234V235H226ZM233 234V235H232ZM235 234V235H234ZM259 234V235H258ZM209 237H208V236ZM219 235V236H218ZM232 235V236H231ZM258 235V236H257ZM177 236H179V237H177ZM195 236V237H194ZM218 236V237H217ZM221 236V237H220ZM257 236V237H256ZM176 237L178 238V239H176ZM212 237V238H211ZM236 237V238H235ZM170 238H171V240H170ZM258 238V239H257ZM167 239V240H166ZM221 239H223L222 240V243L224 242V244H221V242H220V240ZM230 239H232V240H230ZM164 240V241H163ZM178 240V241H177ZM213 240H215L214 242L215 243H212L213 242ZM226 242H225V241ZM170 241V242H169ZM172 241H174V243L172 242ZM189 242V243H190ZM195 242V244L194 245H192L193 243ZM219 242V243H218ZM172 243V244H171ZM211 243V244H210ZM227 243H228V245H230L229 247H228V245H227ZM161 244V246H159ZM177 244V245H176ZM254 244V243H253ZM155 245H156V248H155ZM177 246V248L175 247V246ZM218 245V246H217ZM222 245H224V246H222ZM193 246V247H192ZM222 246V247H221ZM227 246V247H226ZM161 247H162V249H161ZM176 249H175V248ZM218 247H220V248H218ZM223 247H226L227 249H225V248H223ZM146 248V249H145ZM168 248V249H167ZM173 250H172V249ZM189 248V249H188ZM190 248H191V250H190ZM230 248V249H229ZM188 249V250H187ZM220 250V252L222 253L223 252V254H221V253H219V250ZM222 249V250H221ZM225 249V250H224ZM248 249V247H244V248H242L241 250H239V255H237V257L236 258H240L241 257V254L243 255V252L244 251H246ZM257 249V248H256ZM163 250V251H162ZM168 250V251H167ZM171 250V251H170ZM178 252H177V251ZM244 250V251H243ZM159 251H160V253H159ZM162 251V252H161ZM175 251H176V254H175ZM248 251H250V250H248ZM255 251H257V250H251V252L252 253H255ZM260 251V254H262V250H259ZM144 252V253H143ZM151 252V253H150ZM182 254H180V253ZM184 252V253H183ZM225 252V253H224ZM227 252V253H226ZM173 255H172V254ZM178 253V254H177ZM204 254V255H203ZM221 256H220V255ZM175 255V256H174ZM209 255V256H208ZM218 255V256H217ZM147 256H146V258H147ZM173 256V257H172ZM156 257V258H155ZM161 257V258H160ZM175 257V258H174ZM147 258V259H148ZM174 258V259H173ZM242 258V257H241ZM163 259V261H161ZM170 259H172V260H170ZM216 259V260H215ZM238 260V259H237ZM161 261V262H160ZM205 261V260H204ZM203 261V262H204ZM207 261H205V262H207ZM234 261L236 262V259L234 258ZM170 262H172V263H170ZM174 262V263H173ZM196 264H202V261L201 262H197ZM238 264H240V263H238Z\"/></svg>", "mask_w": 264, "mask_h": 264}]
</instances>
